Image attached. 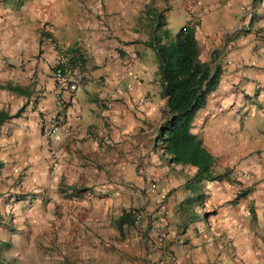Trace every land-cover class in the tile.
Segmentation results:
<instances>
[{"label":"crops","instance_id":"1","mask_svg":"<svg viewBox=\"0 0 264 264\" xmlns=\"http://www.w3.org/2000/svg\"><path fill=\"white\" fill-rule=\"evenodd\" d=\"M183 26L219 71L191 124L218 180L195 182L155 141L165 98L153 46ZM58 57L79 80L52 167L37 118L54 108ZM0 112V222L23 208L55 245L88 248L55 263L264 264V0H0ZM128 211L140 222L118 226Z\"/></svg>","mask_w":264,"mask_h":264},{"label":"trees","instance_id":"2","mask_svg":"<svg viewBox=\"0 0 264 264\" xmlns=\"http://www.w3.org/2000/svg\"><path fill=\"white\" fill-rule=\"evenodd\" d=\"M165 98L163 121L157 127V141L171 163L195 168L193 180L212 181L223 175L212 173L213 157L191 132L192 120L208 94L215 88L219 71L198 59L192 27L183 26L166 43L153 46ZM9 116L0 112V123ZM135 211L122 212L117 225L132 224ZM0 264H4L0 259Z\"/></svg>","mask_w":264,"mask_h":264},{"label":"rangeland","instance_id":"3","mask_svg":"<svg viewBox=\"0 0 264 264\" xmlns=\"http://www.w3.org/2000/svg\"><path fill=\"white\" fill-rule=\"evenodd\" d=\"M16 212V214L14 211L12 214L9 213L4 222H0V239L6 242L0 249V255L6 264H89L79 257L71 262L55 263L54 255L70 253L79 255L82 251L86 252L88 248L55 245L56 236L48 228H38L33 218L26 216L23 208L17 209ZM69 233L79 238L84 232L74 230Z\"/></svg>","mask_w":264,"mask_h":264},{"label":"built area","instance_id":"4","mask_svg":"<svg viewBox=\"0 0 264 264\" xmlns=\"http://www.w3.org/2000/svg\"><path fill=\"white\" fill-rule=\"evenodd\" d=\"M44 35L43 40L50 43L52 46L55 45L54 40L50 34L51 26L46 24L43 26ZM132 63L127 65V69H130ZM52 77L54 80V93H53V110L49 113L46 118L38 117L37 124L42 131L44 136V143L46 144V149L52 163V167L57 161V150L52 144L53 138L57 134L67 133L69 131V123L65 118V98L64 94L70 96L77 89V83L79 76H73L70 74L63 66V61L60 57L56 58L52 62ZM111 97L114 96L113 93L110 94ZM110 97V98H111ZM106 108H111V102L106 101L104 103ZM78 117H75L77 119ZM151 190L156 189V184L151 182L148 186ZM157 202L154 208L155 215L159 218L160 222H165L167 216V210L164 204V193L158 192ZM143 214L141 212L135 211L133 213V224H138L142 218ZM168 237V232L162 231L155 237V244L160 245ZM172 259L171 255H168Z\"/></svg>","mask_w":264,"mask_h":264},{"label":"water","instance_id":"5","mask_svg":"<svg viewBox=\"0 0 264 264\" xmlns=\"http://www.w3.org/2000/svg\"><path fill=\"white\" fill-rule=\"evenodd\" d=\"M156 138H157V137H155V141H156Z\"/></svg>","mask_w":264,"mask_h":264}]
</instances>
